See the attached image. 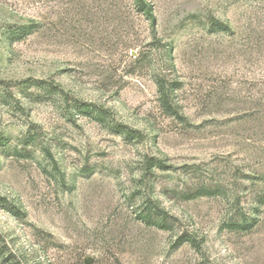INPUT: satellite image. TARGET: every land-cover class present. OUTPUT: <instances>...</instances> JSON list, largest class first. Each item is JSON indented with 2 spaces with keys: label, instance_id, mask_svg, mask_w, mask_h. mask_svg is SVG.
<instances>
[{
  "label": "rangeland",
  "instance_id": "1",
  "mask_svg": "<svg viewBox=\"0 0 264 264\" xmlns=\"http://www.w3.org/2000/svg\"><path fill=\"white\" fill-rule=\"evenodd\" d=\"M147 1L0 0V197L25 212L0 234L41 264H264V0Z\"/></svg>",
  "mask_w": 264,
  "mask_h": 264
},
{
  "label": "trees",
  "instance_id": "2",
  "mask_svg": "<svg viewBox=\"0 0 264 264\" xmlns=\"http://www.w3.org/2000/svg\"><path fill=\"white\" fill-rule=\"evenodd\" d=\"M142 5V10L147 15H153L152 5L149 4L147 0H138ZM158 91H159V102L163 109L174 115L177 113V106H175V93L178 88V84L176 80H167L164 76L160 75L157 79ZM118 133H124L125 137L128 141L138 142L144 139L143 132L130 128L124 124L117 125ZM1 140L3 138L1 137ZM156 167H165L163 161L159 158L148 156L145 161V170L152 171ZM212 189L207 187H201L197 190V192L185 194L187 198L197 197L198 195L210 194ZM257 208L256 211L259 210L260 206L264 205V190L259 192L257 195ZM0 204L10 212L14 217L18 219H23L25 217V212L16 205L15 203L9 202L6 198L0 197ZM140 218L149 226H155L159 229L163 230H172L175 225V217L169 213L165 208H163L160 204H147L143 211L140 212ZM257 223L255 216H250L247 214H243L240 219H234L228 225L236 230L240 231H248L252 229ZM184 243H189L194 247H200L199 241L196 237L191 236L189 234H183L178 237L176 240V247L182 246ZM0 264H41L40 260L33 259H25L23 260L15 253L9 251V248L5 242V239L0 234Z\"/></svg>",
  "mask_w": 264,
  "mask_h": 264
}]
</instances>
